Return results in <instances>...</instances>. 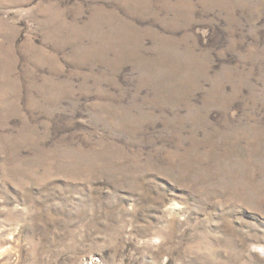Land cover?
I'll return each mask as SVG.
<instances>
[{
    "label": "rangeland",
    "instance_id": "374dc122",
    "mask_svg": "<svg viewBox=\"0 0 264 264\" xmlns=\"http://www.w3.org/2000/svg\"><path fill=\"white\" fill-rule=\"evenodd\" d=\"M0 264H264V0H0Z\"/></svg>",
    "mask_w": 264,
    "mask_h": 264
}]
</instances>
